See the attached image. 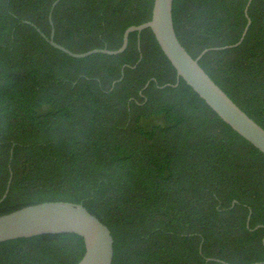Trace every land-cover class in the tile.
<instances>
[{"label": "trees", "instance_id": "16d2710c", "mask_svg": "<svg viewBox=\"0 0 264 264\" xmlns=\"http://www.w3.org/2000/svg\"><path fill=\"white\" fill-rule=\"evenodd\" d=\"M155 0H0V215L83 204L113 264H264V153L182 78L151 28ZM55 4V5H54ZM242 42L233 47L243 36ZM51 14V19H50ZM174 26L264 127V0H174ZM83 237L0 242V264H78Z\"/></svg>", "mask_w": 264, "mask_h": 264}, {"label": "water", "instance_id": "95a60500", "mask_svg": "<svg viewBox=\"0 0 264 264\" xmlns=\"http://www.w3.org/2000/svg\"><path fill=\"white\" fill-rule=\"evenodd\" d=\"M173 5L174 0H155L151 20L128 27L121 47L116 50L95 48L77 53L58 44L54 40V30L50 37L45 34L44 36L54 47L71 56L86 57L93 53H121L128 46L130 33L135 31L140 33L146 28H151L162 50L175 67L178 77H182L236 132L264 153V127L250 117L199 63L206 52L218 48L206 49L194 58L177 36ZM246 14L248 24L240 41L224 48L236 46L244 39L251 24L247 10ZM8 191L9 188L0 201L6 197ZM53 233H74L83 237L85 253L78 264H113L114 237L110 228L81 203L46 201L0 215V242ZM260 263L262 262L252 264Z\"/></svg>", "mask_w": 264, "mask_h": 264}]
</instances>
